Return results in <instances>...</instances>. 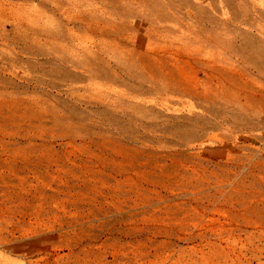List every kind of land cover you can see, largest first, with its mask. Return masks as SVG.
Returning a JSON list of instances; mask_svg holds the SVG:
<instances>
[{
	"label": "rangeland",
	"instance_id": "1",
	"mask_svg": "<svg viewBox=\"0 0 264 264\" xmlns=\"http://www.w3.org/2000/svg\"><path fill=\"white\" fill-rule=\"evenodd\" d=\"M228 1L0 16V264H264V36Z\"/></svg>",
	"mask_w": 264,
	"mask_h": 264
},
{
	"label": "bare ground",
	"instance_id": "2",
	"mask_svg": "<svg viewBox=\"0 0 264 264\" xmlns=\"http://www.w3.org/2000/svg\"><path fill=\"white\" fill-rule=\"evenodd\" d=\"M33 0H0V16L8 11L11 12L18 25L24 27L26 32L30 33L29 27H38L41 22H47L41 15L37 6L29 4ZM51 2V0H46ZM259 0H248V4L245 7L243 15V24L249 27H256L261 30V34L264 36V3L257 2ZM228 0H224V3ZM227 14V12H225ZM167 12H165V16ZM225 18H232L231 16H225ZM263 20V21H262ZM255 22L258 23L257 26ZM261 35V36H262ZM181 43L180 40H178Z\"/></svg>",
	"mask_w": 264,
	"mask_h": 264
}]
</instances>
